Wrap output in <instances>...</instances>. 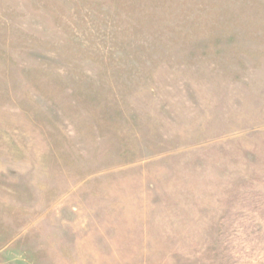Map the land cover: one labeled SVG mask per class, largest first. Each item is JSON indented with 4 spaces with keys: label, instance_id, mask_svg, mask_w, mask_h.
I'll list each match as a JSON object with an SVG mask.
<instances>
[{
    "label": "rangeland",
    "instance_id": "obj_1",
    "mask_svg": "<svg viewBox=\"0 0 264 264\" xmlns=\"http://www.w3.org/2000/svg\"><path fill=\"white\" fill-rule=\"evenodd\" d=\"M0 264H264V0H0Z\"/></svg>",
    "mask_w": 264,
    "mask_h": 264
}]
</instances>
